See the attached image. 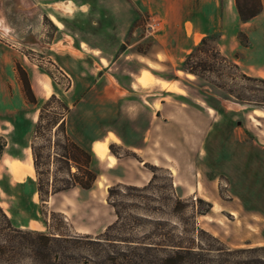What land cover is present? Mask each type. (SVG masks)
Listing matches in <instances>:
<instances>
[{
	"label": "rangeland",
	"instance_id": "obj_1",
	"mask_svg": "<svg viewBox=\"0 0 264 264\" xmlns=\"http://www.w3.org/2000/svg\"><path fill=\"white\" fill-rule=\"evenodd\" d=\"M5 7L14 10V24L24 21L29 30L37 25L31 1L23 4L21 0H10ZM43 25L52 30L47 19ZM155 37L139 30L133 51L153 54L160 41ZM214 38L216 42H209L191 62L202 64L197 68L199 77L175 73L173 66H156L159 71H153L158 77L177 81L183 90L182 97L169 98L170 104L182 103L199 112L200 140H167L162 149L164 158L168 155L164 164L141 160L125 148L109 144L108 149L116 158L129 160L133 167L146 172L147 178L137 185L111 182L102 164L96 163L101 173L98 177L95 167H90L92 155L87 151L94 182L82 176L78 165L62 158L69 154L79 165L86 160L65 141V126L54 127L66 114L63 99L51 93L45 77V73L53 71L27 52L33 69L45 77L38 81L39 88L47 85L44 92L50 96L36 101L28 81L34 97V102H29L17 73L25 114L31 117H25L26 128L17 130L26 137L25 144L0 135V207L15 227L57 238L50 243V264H264V109L238 104L227 95L230 91L246 94V89L256 84L248 83L243 76L264 79V66L244 71L242 68L247 66L240 67L226 58L218 48V37ZM239 39L246 44L244 37ZM217 51L228 63L222 62ZM148 80L144 78L142 84ZM56 82L60 81H53L52 85ZM61 87L64 89L65 85ZM259 87L264 90V86ZM149 91L157 93L155 87ZM33 116L35 120L31 122ZM31 145L44 201L36 192L35 170L21 171L26 176L19 181L15 179L19 175L12 174L8 167L12 161L33 167ZM160 152V146H154L152 158L160 157ZM69 166L71 173L92 184L90 189L72 187L54 193L71 184ZM136 174L141 177L139 172ZM109 188L113 189L110 196ZM209 204V212L201 215ZM31 238L34 239L26 238L23 249L0 256V264H45L31 251ZM18 243L5 245L17 247Z\"/></svg>",
	"mask_w": 264,
	"mask_h": 264
},
{
	"label": "crops",
	"instance_id": "obj_2",
	"mask_svg": "<svg viewBox=\"0 0 264 264\" xmlns=\"http://www.w3.org/2000/svg\"><path fill=\"white\" fill-rule=\"evenodd\" d=\"M8 1L0 0V21L6 29H0V135L25 144L26 137L17 130L26 128L25 117L31 116L25 114L17 67L26 74L36 101L50 96L44 92L47 85L41 87L45 96L38 86L46 77L51 93L68 107L67 134L92 155L90 167L98 171L96 163L102 164L113 183L137 185L147 174L109 150L102 156L96 146L119 145L141 160L164 164L168 155L164 158L162 149L167 140H200L199 112L182 103L170 104L169 98L182 97L183 90L177 81L154 75L153 71H159L156 66H173L175 73L192 78L177 66L203 38L212 35L218 37V48L226 58L247 66L244 71L264 66V0H260V14L245 23L238 16L235 0H21L33 6L37 25L32 30L24 21L14 24V10L5 7ZM147 16L162 23L155 34L159 48L151 55L133 51ZM45 19L52 30L43 25ZM27 52L53 72L45 77L38 74ZM147 77L148 83L142 84ZM58 80L59 84L52 85ZM150 87L157 93L149 91ZM31 119L34 122L35 117ZM154 146H160V157L152 158ZM110 155L115 159L113 165ZM8 167L19 175L15 178L19 181L26 176L21 171L34 172L32 164L19 161Z\"/></svg>",
	"mask_w": 264,
	"mask_h": 264
},
{
	"label": "trees",
	"instance_id": "obj_3",
	"mask_svg": "<svg viewBox=\"0 0 264 264\" xmlns=\"http://www.w3.org/2000/svg\"><path fill=\"white\" fill-rule=\"evenodd\" d=\"M235 6H236V10H237V13H238L240 20L244 23L248 22L251 19H253L254 17H256L258 14H260V12L262 10V5H261L260 0H255V2L245 1L243 3L240 0H235ZM214 41L216 42L213 35L203 38L201 40V42L197 46H195L192 49V51L186 56L183 63L181 64L180 70L185 72V73L199 77L200 75L198 73L197 68L198 67L200 68L202 64L199 65L198 63H196L195 65H193L191 62L193 61V59H195L196 54L202 52V50H205V47H207L209 45V42L211 43ZM216 49H217V47H216ZM217 54L220 55V53L218 51H217ZM220 57H221L222 62L228 63V60L225 57H222L221 55H220ZM230 64H232V63H230ZM232 65H235V64H232ZM17 69H18V73L20 75V80L22 82L26 98L28 99L29 102H34V97L32 95L26 74L24 73V71L21 68L17 67ZM243 79H245L248 83H255L256 85L247 88L246 94H243V95L235 94L234 92L230 91L227 93L228 98L234 100L238 104L249 105L254 109H258V110L264 109L263 108L264 107V90L259 87V85L264 86V79L251 78V77H247V76H243ZM257 84H258V86H257ZM54 98L55 97L53 96L50 99H54ZM62 108L66 114L68 112V107L65 105H62ZM42 110H41V112H42ZM64 118H65V115H62L60 121L56 122L54 124V127L58 126L59 128H64V126H65ZM37 129H38V124L35 127V133L37 132ZM64 139L67 142V144L70 146V148H72L77 153L84 156L86 160H85L84 165H79L77 163L76 159L74 157H71L69 154L62 156V158L67 163L73 162L75 165H78V166H76L77 170L79 171V168H81L83 170L82 176H84L85 179H88L89 181L93 180V182H94L95 176L92 173V171L89 169L90 154L87 153L86 151H84L83 149H81L79 146H77L73 141H71L70 138L67 136L66 132H64ZM1 150H2V148H0V151ZM31 150H32L33 159H34L33 168L35 170L36 177H37L36 192L38 194V197L41 200L42 190L40 188V180H39L40 179L39 178L40 173L37 170L36 154H35V151H34V148L32 145H31ZM112 154H113V152H112ZM67 175H68L69 182L71 181V184H69L65 188L55 190L54 193L66 191L72 187H78V188H81L84 190H88L92 186V184H90L87 180H86V182H84V181L80 180L76 174L71 173L70 172V166H69ZM112 192H113V189L109 188L108 195L110 196L112 194ZM41 201H44V200H41ZM208 206H209V209L203 211L201 213V215H206L209 212V210L211 209V205L209 204ZM112 207H113V205H112ZM115 214L118 215L117 212H115ZM28 236L34 237L33 240L31 238L30 244H31V247H33V249L31 251H33L35 257L36 258L40 257L42 262H44L45 264H47V263L50 264V261L52 260L51 259L52 258V254H51L52 248L50 246V243L51 242L53 243V241H57L56 240L57 238L49 237L43 233L36 232V231H29V230L23 231V230L15 227L12 224L10 218L4 212V210L0 207V242L4 243V245L0 244V256L6 257L7 254L8 255L14 254L15 253L14 251L16 249L17 250L19 248L23 249L24 248L23 243H24V241H26V238H28ZM69 240L77 241V240H73V239H68V242H69ZM15 241L19 242L17 247H15L13 245H8V246L5 245V242L12 244Z\"/></svg>",
	"mask_w": 264,
	"mask_h": 264
},
{
	"label": "built area",
	"instance_id": "obj_4",
	"mask_svg": "<svg viewBox=\"0 0 264 264\" xmlns=\"http://www.w3.org/2000/svg\"><path fill=\"white\" fill-rule=\"evenodd\" d=\"M162 23L159 19L147 16L143 21V30L148 36L155 35L161 29Z\"/></svg>",
	"mask_w": 264,
	"mask_h": 264
},
{
	"label": "bare ground",
	"instance_id": "obj_5",
	"mask_svg": "<svg viewBox=\"0 0 264 264\" xmlns=\"http://www.w3.org/2000/svg\"><path fill=\"white\" fill-rule=\"evenodd\" d=\"M52 21H53L55 24L59 25V24L55 21V19H52ZM0 29H2L4 32L6 31L5 27H3V26L1 25V21H0ZM2 30H0V31H2ZM190 76H191V75H190ZM108 150H109V149H108L107 146H96V151H97L99 154H101L102 156H107V154H108ZM109 162H110L111 165H113L114 162H115V159L112 157V155L109 156ZM14 167H15V166H14Z\"/></svg>",
	"mask_w": 264,
	"mask_h": 264
}]
</instances>
